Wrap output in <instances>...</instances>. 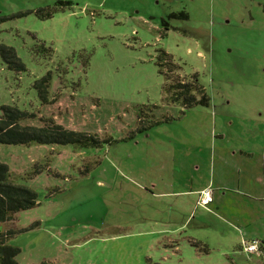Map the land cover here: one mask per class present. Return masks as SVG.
Instances as JSON below:
<instances>
[{"label": "rangeland", "instance_id": "rangeland-1", "mask_svg": "<svg viewBox=\"0 0 264 264\" xmlns=\"http://www.w3.org/2000/svg\"><path fill=\"white\" fill-rule=\"evenodd\" d=\"M0 17L26 67L0 56V107L103 140L0 143L11 180L38 194L5 224L18 264H264L243 249L264 239L250 180L264 163V0H0ZM175 85L209 105L185 106Z\"/></svg>", "mask_w": 264, "mask_h": 264}, {"label": "trees", "instance_id": "trees-1", "mask_svg": "<svg viewBox=\"0 0 264 264\" xmlns=\"http://www.w3.org/2000/svg\"><path fill=\"white\" fill-rule=\"evenodd\" d=\"M66 3V2H61ZM42 10L38 11V14ZM49 13L46 14L48 16ZM188 19L189 15L186 11L179 13L173 12L169 18ZM5 21V18L0 17V25ZM166 24V22H164ZM169 27H167V30ZM0 56L4 59L9 69L23 72L26 67L22 59L18 56L16 49L13 46L0 44ZM41 78L37 81L40 90L42 103H48V78ZM177 86L179 88H177ZM175 85L178 95L176 100H183L185 106L207 105L209 97L204 91L198 90L201 98L198 99L194 93L188 94L189 85ZM203 90V89H202ZM0 143L1 144H75L81 147H98L103 143L96 135L88 134L79 130L67 128L58 123L54 117H43L42 125L24 124L23 121L36 117V113L28 109H22L18 105L3 104L0 107ZM142 116H139V121L142 122ZM11 172L7 164L0 162V264H18V256L21 252L20 247L11 243L15 231L5 228L6 223L15 221V214L31 209L38 204V194L33 189L14 183L10 178ZM251 242V241H248ZM258 246L260 253L264 247V241H259ZM260 242V243H259ZM46 264V263H41Z\"/></svg>", "mask_w": 264, "mask_h": 264}, {"label": "crops", "instance_id": "crops-1", "mask_svg": "<svg viewBox=\"0 0 264 264\" xmlns=\"http://www.w3.org/2000/svg\"><path fill=\"white\" fill-rule=\"evenodd\" d=\"M241 151V155H243V156H246V157H251L252 155H253V153H254V149H250V150H247V151H245V150H240ZM261 151V149H259V148H256V153L258 154L259 152ZM235 152V151H234ZM262 165H263V167H261V164L260 163H258V165L256 166V167H254L251 171H252V175H251V177H250V180H252V182L253 181H256L257 183H255L261 190H264V183H263V174H264V163H262ZM248 169H246L245 168V174L246 175H248ZM207 187H210V185L209 186H207ZM207 187H205V188H207ZM205 188H202V189H200L199 191L201 192L203 189H205ZM211 189H212V187H211ZM255 189V187L254 186H251L250 187V192L249 193H251V191L252 190H254ZM245 196H247V195H245ZM249 197V196H248ZM200 198V196L198 197V200H197V202L200 200L199 199ZM256 200H261L262 202H264V197L262 196V197H259V198H257ZM214 201H215V197H213V189H212V201H210V203H214ZM199 203V202H198ZM209 205V204H208ZM217 205V204H216ZM205 206H207V205H205ZM250 225V224H249ZM257 233V231H255L253 234H251V235H249V236H252V235H255ZM260 241V240H259ZM263 241H264V239H263ZM244 249V248H243ZM262 249H264V247H262ZM251 255H255L254 253H250ZM260 254V253H259ZM261 256H263L262 255V253H261ZM259 259V258H258ZM261 263V262H260Z\"/></svg>", "mask_w": 264, "mask_h": 264}, {"label": "built area", "instance_id": "built-area-1", "mask_svg": "<svg viewBox=\"0 0 264 264\" xmlns=\"http://www.w3.org/2000/svg\"><path fill=\"white\" fill-rule=\"evenodd\" d=\"M200 200L198 201L201 205H208L210 201H212V189L211 187H207L200 192ZM246 251L250 253H260V249L258 246L257 240H252L251 242H246L243 247Z\"/></svg>", "mask_w": 264, "mask_h": 264}, {"label": "flooded vegetation", "instance_id": "flooded-vegetation-1", "mask_svg": "<svg viewBox=\"0 0 264 264\" xmlns=\"http://www.w3.org/2000/svg\"><path fill=\"white\" fill-rule=\"evenodd\" d=\"M198 96H199L198 98L200 99V96H201V95H198ZM206 104L209 105V101H208V103H206ZM207 105H204V106H207ZM143 121H145V119H143Z\"/></svg>", "mask_w": 264, "mask_h": 264}]
</instances>
